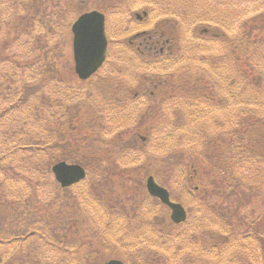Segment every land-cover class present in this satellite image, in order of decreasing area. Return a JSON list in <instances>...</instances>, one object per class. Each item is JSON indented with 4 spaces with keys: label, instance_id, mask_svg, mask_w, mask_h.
Listing matches in <instances>:
<instances>
[{
    "label": "trees",
    "instance_id": "obj_1",
    "mask_svg": "<svg viewBox=\"0 0 264 264\" xmlns=\"http://www.w3.org/2000/svg\"><path fill=\"white\" fill-rule=\"evenodd\" d=\"M116 1L122 3L109 15L121 36L128 30L125 10L147 0ZM172 2L162 11L184 24V32L161 22L158 27L167 28L161 37L170 36L163 42L156 37L157 55L126 39L112 48L111 38L108 58L94 75L97 87L84 93L79 81L59 68L65 58L63 32L78 14V2L66 0L64 8L54 0H0V213L20 210L29 201L47 218L30 232H0V264H94V252L69 240L70 229L60 236L55 217L47 216L61 198L51 189H70L56 182L51 168L81 135L88 146L109 141L125 145V151L106 163L74 159L88 174L76 186L87 179L91 184L82 187L79 198L65 197L72 200L70 207L83 204L96 214L105 207H132L128 202L139 195L138 175L160 179L167 171L172 187L195 208L189 233L155 228L154 215L166 206L151 196L114 221L103 219L108 239L126 253L147 256V249L154 250L166 264H264V0ZM184 10L199 11V19L181 17ZM190 21L208 27L190 31ZM139 25L145 27L132 23L131 29ZM142 42L147 46L151 40ZM111 61V69L100 75ZM82 101L88 107L78 117L74 109ZM75 120L70 128L68 122ZM95 130L108 139H94ZM164 154L168 167L157 160ZM149 157L155 166L146 170ZM118 178L128 181L123 190L103 186ZM114 194L115 204L107 200ZM232 197L236 208L226 203ZM126 219H137L132 230L123 224ZM145 258L122 259L139 264Z\"/></svg>",
    "mask_w": 264,
    "mask_h": 264
},
{
    "label": "rangeland",
    "instance_id": "obj_2",
    "mask_svg": "<svg viewBox=\"0 0 264 264\" xmlns=\"http://www.w3.org/2000/svg\"><path fill=\"white\" fill-rule=\"evenodd\" d=\"M56 2H58V4L60 7H64L65 8V2L66 0H54ZM78 2L77 8L78 10V14L81 11H85V10H89L91 9L93 4H96L98 2H100L101 0H76ZM164 2V4H161L165 7H167L168 9V5L172 2V1H176V0H161ZM185 1V0H184ZM122 2L121 1H115L113 3L112 6H119ZM172 4H174L172 2ZM150 5V4H148ZM154 7H157L154 4H151ZM145 7V4L142 6ZM137 8L135 9L136 11L138 10V12L140 11ZM182 5L178 3L177 5V9L178 10H182ZM134 10V11H135ZM201 13L206 14V12L204 10H199ZM190 12V11H186L184 10V12L182 13L181 17H185V16H190L194 19H199L200 16V12ZM107 13L109 14V10H107ZM162 13V11L160 12ZM77 14V15H78ZM177 20V19H176ZM115 19H111L110 17H108V24L112 25L115 22ZM159 21L166 23L167 26H170L172 28H174L175 30H177V32L175 33H183L184 31L181 29L183 28L184 24H181L180 21L177 22L175 21H171L170 20V16H166L165 12L164 14H162L159 18ZM131 17L130 15L127 17L126 19V28L131 26ZM186 25H189V27H191L190 31H193L194 29L198 28L200 30H202L204 27H208L206 22H192L190 21L189 23H187ZM200 26V27H198ZM71 24H68V27H66L67 32H63L64 36L62 37V41H64V44L62 47L65 48V52H64V59L61 60V63L64 65H60V71L62 72V75L69 77V74H72V78L75 79L76 81H79V83L81 84L82 87H84V93H86V91H95L96 89V85H97V77L94 76L92 77L90 80L88 81H84L85 83H82V81L80 82V80L78 79V77L71 72V69H74V60H73V49H72V33H71ZM210 28V27H209ZM70 29V32H69ZM174 31V30H173ZM115 33L117 35H112V33L110 31H107V35L109 39H115V41L111 44L112 48H116L117 46L121 45V40L126 39V42H128V40L130 38H133L131 35L127 34V32H123V34L118 35L119 32L116 31L115 28ZM174 33V34H175ZM173 35V34H171ZM168 36H170V34H168L166 37L164 38H168ZM179 35L175 34V37H177ZM119 38L118 41H116ZM140 40L137 41V44L139 43ZM113 49V53H114ZM63 53V52H62ZM113 61L110 62V64L106 67H104L101 71H100V75H103L104 73H106L107 71H109L111 69V65H113ZM72 67V68H70ZM66 69L70 70V72L66 71ZM133 76V75H132ZM94 86V87H93ZM87 103L82 101L81 103H79L78 109H74L77 110L79 112V116H82L83 112L87 109ZM77 113V112H76ZM89 124H91V117L89 118ZM77 120L75 121H69L68 126H70V128H73L76 125ZM76 134H78V132H75ZM96 135L93 137L98 138L100 140H106L108 139L107 134H105L106 136H101V132L99 130H95ZM103 134V135H104ZM86 135H81L79 137H77V140L75 142V145L72 147L73 149H70L69 152L65 151L61 157L59 161H62V159H67L68 162H73L75 161L74 159H80V161H100L101 163H106L109 162L111 159H114V157L116 155L119 154V152L121 151H125V145H115L113 143L109 144V141L107 142V144L102 145L101 143L98 144L96 143L94 146H88L89 145V139L86 140ZM100 141V142H102ZM123 147V149H122ZM95 151V152H94ZM123 153V152H122ZM68 155H70V157H68ZM166 156L169 157V155L167 154ZM99 157V158H98ZM163 158V161H162ZM158 162H162L163 165H165L166 167H168V162L169 160L166 159L165 154L158 157ZM160 160V161H159ZM58 161V162H59ZM120 162L125 161V158H121L119 159ZM155 158L153 157H149L148 160H146L144 162V166L146 170H150V169H154V162H155ZM171 170V169H170ZM172 171V170H171ZM170 171V172H171ZM166 173L162 175V177L160 179L156 178V180L166 186L170 191H171V195H172V199L176 202L182 203L186 210H187V214H188V219L185 223L180 224V225H176L171 221L170 218V209H168L167 207L164 206H159L158 207V212L156 215L154 220H153V224L161 230H165L167 232H174V231H185L187 233H189V231H191L194 228V222L195 220H191V215H195V214H191L190 210L194 211L195 208L191 207V203L192 201L186 197L181 191H179L176 188H173L171 183H170V179L173 177L172 172L168 174L167 171H165ZM146 178L147 175L145 174H140L137 177V181H136V187L135 189H138L139 191V195L137 197H135L134 199L131 198L130 201L128 202L129 205H131L132 207H105V209H107L106 211L102 210L105 214V217L103 215V212H100L98 214L94 213L92 211V209L90 208H85V205H80L79 207L77 205H75V207H70L71 206V202L72 200H67L65 197H69L70 199L77 197L80 195L81 190H83L84 188H86L87 186H89L91 184L90 179L73 188H70L68 190H57V187L51 189L52 191V196L54 194V196H59L61 198L58 199V204L56 206H54L53 209H50V214L47 216L50 217H55V224L57 226V231L58 234L62 237H65V232L67 231V229L69 230L68 236H69V240L73 241V242H79V243H85V247L86 250L88 251H93L94 254L92 255L91 259L93 261L94 264H100L104 261H107L109 259L112 258H124V259H129L131 254L134 257H138L139 259H142L144 257L145 260H141V262L139 264H144L146 260L149 259V264H166L164 261V258L157 254L154 250H149L148 251V255L144 256V255H138L137 250H134L132 252L126 253V251H124L123 249L119 248L116 244L113 243V241L111 239H108L109 235L106 233L105 228L102 227V220H115V216L120 215L122 211H124L125 209H129V208H135L137 207L139 204H143L146 203L149 200V195L147 193V189H146ZM165 182L167 183V185L165 184ZM110 186L113 188V190H117V191H121L124 189L123 185H127L128 181H122L121 178H118L117 180H109V182H105L103 183V186L106 188H110L107 186ZM84 187V188H82ZM171 187V189H170ZM129 189L126 188L125 192L128 191ZM64 198V201H61ZM113 199L112 203H116V200H118L119 198H117V196L114 194V197L112 196H108L107 200H111ZM129 198H126V200H128ZM111 202V201H110ZM235 197L232 198H226V203H230L231 207H237V202ZM25 205H21V209L20 210H16L13 211L12 209H7L8 215L5 214L6 209H4V213H0V232H5V231H11L13 230V228L20 230V232H30L33 230V227L36 223L39 222H43L45 221L47 218L44 216L46 215L44 212H42L41 210H39L37 207H32V203H30L29 201H24ZM122 203V202H121ZM35 205V204H34ZM123 205V203H122ZM24 206V207H23ZM83 206V207H82ZM9 207H12L11 205ZM17 207V206H16ZM18 208V207H17ZM111 208V209H110ZM103 209V207H102ZM61 210V213H59V211ZM119 210V211H118ZM113 211H115L116 213H113ZM118 211V212H117ZM59 213V214H58ZM124 213H126V211H124ZM10 216V217H9ZM135 221H137V219H126L123 221V224L126 226V228H130L132 230L133 224H135ZM139 221V220H138ZM142 225L146 224V222L141 221ZM174 224H172V223ZM141 225V226H142ZM173 226H176V228H173ZM154 227V226H153ZM105 239V241H104ZM34 244L33 240H32V245ZM117 246V247H115ZM141 247H144L145 245L142 244L140 245ZM128 251V250H127ZM183 252V251H182ZM185 255H189L188 252H183ZM133 264V263H131Z\"/></svg>",
    "mask_w": 264,
    "mask_h": 264
},
{
    "label": "water",
    "instance_id": "obj_3",
    "mask_svg": "<svg viewBox=\"0 0 264 264\" xmlns=\"http://www.w3.org/2000/svg\"><path fill=\"white\" fill-rule=\"evenodd\" d=\"M74 39L73 51L75 71L80 79L91 77L105 62L108 51V38L105 27V16L98 11H92L81 15L72 26ZM56 180L62 187L72 186L86 177V170L77 163L61 161L52 168ZM149 193L160 198L168 205L171 219L175 223L186 220L187 212L181 203L173 202L167 188L158 184L154 176L147 178ZM105 264H126L119 259H112Z\"/></svg>",
    "mask_w": 264,
    "mask_h": 264
},
{
    "label": "flooded vegetation",
    "instance_id": "obj_4",
    "mask_svg": "<svg viewBox=\"0 0 264 264\" xmlns=\"http://www.w3.org/2000/svg\"><path fill=\"white\" fill-rule=\"evenodd\" d=\"M115 1L116 0H101L100 2H98L96 4H93L91 6L92 7L91 9L86 10L84 12L96 10V11L103 12L104 14H107V10L112 9V7H113L112 4ZM149 2H156V0H152ZM158 4H159V2H158ZM136 7L137 6H131L129 9H127L125 11L127 14H130V16L134 15V18L137 21V24L143 25V23H145V27L144 26L142 27L139 25L137 28H135V31L133 32V34L135 36L136 35L146 36V37H149V39L151 40V43L149 45L144 46L143 42H140L136 48H137V50H139L141 52L145 50V51H149L151 53H154V55H157L156 49H158L157 46H158L159 40H153V37L164 36L167 32H165L163 30L167 29V28L158 27L160 25L161 21H159L160 16L155 15V12H156L155 10L162 9L163 6H159V7L145 6L144 8H142L141 12L133 11V9ZM106 18H107V15H106ZM144 39L146 40V38H144ZM132 44L135 45V43H132Z\"/></svg>",
    "mask_w": 264,
    "mask_h": 264
}]
</instances>
